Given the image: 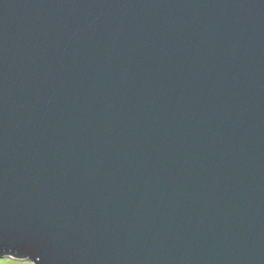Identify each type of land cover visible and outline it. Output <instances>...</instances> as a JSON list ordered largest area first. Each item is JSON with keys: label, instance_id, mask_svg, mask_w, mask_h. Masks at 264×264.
<instances>
[{"label": "water", "instance_id": "obj_1", "mask_svg": "<svg viewBox=\"0 0 264 264\" xmlns=\"http://www.w3.org/2000/svg\"><path fill=\"white\" fill-rule=\"evenodd\" d=\"M264 264V0H0V258Z\"/></svg>", "mask_w": 264, "mask_h": 264}, {"label": "rangeland", "instance_id": "obj_2", "mask_svg": "<svg viewBox=\"0 0 264 264\" xmlns=\"http://www.w3.org/2000/svg\"><path fill=\"white\" fill-rule=\"evenodd\" d=\"M0 264H33L26 259L13 258L11 256H4L0 258Z\"/></svg>", "mask_w": 264, "mask_h": 264}]
</instances>
